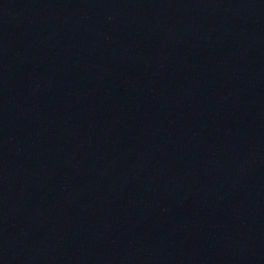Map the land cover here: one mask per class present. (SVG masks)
<instances>
[{
  "label": "water",
  "instance_id": "1",
  "mask_svg": "<svg viewBox=\"0 0 264 264\" xmlns=\"http://www.w3.org/2000/svg\"><path fill=\"white\" fill-rule=\"evenodd\" d=\"M264 219V0H0V264H146Z\"/></svg>",
  "mask_w": 264,
  "mask_h": 264
}]
</instances>
